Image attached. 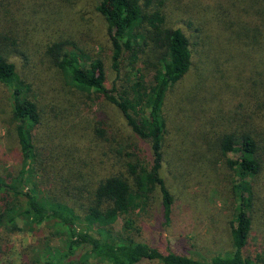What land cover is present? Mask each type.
<instances>
[{"label": "trees", "instance_id": "16d2710c", "mask_svg": "<svg viewBox=\"0 0 264 264\" xmlns=\"http://www.w3.org/2000/svg\"><path fill=\"white\" fill-rule=\"evenodd\" d=\"M38 1L42 6L47 3ZM172 1L183 0L94 1L111 46L115 81L110 93L104 87L102 59L79 48L70 50L64 42L47 48L50 63L58 65L80 92L110 105L138 142L116 154L112 147L118 136L105 129L103 122L88 121L89 132L75 146L68 135L71 131L84 133L82 127L62 129L57 143L65 150L49 149L52 153L43 156L35 137L41 124L39 106L8 53V33L26 25L21 13L29 7L25 2L22 7L21 0H0V84L8 92L21 160L18 170L0 174L1 256L7 250L3 244L11 242L19 231L18 223L24 222L45 225L53 238L64 240V247L47 245L42 260L37 255L32 259L23 255V264L27 257L30 264H264V242L254 260H247L244 253L256 220L264 223V71H250L249 84L242 82L237 72L242 69L240 56L252 60V54H244V47L261 52L257 61L264 65V0H189L202 17L200 27L190 35L181 28L165 26V11ZM199 35L204 36L200 44L194 40ZM198 57L202 65L203 59L214 67L226 86L222 97L237 100L243 110L244 104L253 101L249 118L227 111L223 119L229 127L205 139L206 148L191 154L195 162L205 165L225 164L233 177L231 249L211 258L172 250L162 253L137 240L139 216L155 196L165 222L171 219L174 199L161 176L169 155L166 140L172 130L165 104ZM97 148L103 166L115 154L118 170L105 173L103 167L90 164V151ZM177 153L181 155V151ZM231 153H238V158L231 160ZM118 219L122 221L120 231L114 228Z\"/></svg>", "mask_w": 264, "mask_h": 264}, {"label": "rangeland", "instance_id": "374dc122", "mask_svg": "<svg viewBox=\"0 0 264 264\" xmlns=\"http://www.w3.org/2000/svg\"><path fill=\"white\" fill-rule=\"evenodd\" d=\"M94 1L47 0L42 6L38 0H21L22 7L24 2L29 7L25 14L21 13L25 16L26 25H21L18 30L13 28V34L8 33L9 59L15 64L20 78L29 85V95L34 97L41 112V124L35 131V137L42 147L40 152L43 156L52 153L49 149L65 150L57 143L62 129L82 127L84 133L71 131L68 135L70 144L75 146L82 135L86 136L85 133L89 132L86 130L88 121H101L105 129L118 136L112 147L116 154L122 149L127 151L130 145L138 142L124 119L110 105L80 92L78 86L63 76L59 66L50 63L46 56V50L52 43L64 42L69 44L70 50L79 48L99 57L104 63L105 90L111 92L115 81L111 68V46L105 24L94 10ZM192 4L189 0L176 4L172 1L165 11V26L181 28L188 35L191 30L199 28L202 17L200 12L193 10ZM200 39H204V36L199 35L194 40L200 44ZM245 48L244 54H252V60L240 56L242 69L237 72L240 80L249 84V72L262 74L264 65L257 61L261 52L254 51L252 46L248 51ZM198 54L200 58L205 57L202 53ZM199 57L194 59L192 71L172 91L165 104V114L172 130L166 140L169 155L161 176L174 199L171 219L165 222L160 201L155 196V201L139 216L141 233L137 240L162 253L172 250L191 257L211 258L231 249V223L235 206L233 177L225 164L205 165L195 162L191 154L198 153L200 147L202 150L206 148L205 139H212L229 127L223 119L227 111L240 115L238 118H249L253 114V101L244 104L243 110V104L237 100L227 101L228 98L222 97L226 86L219 81L214 67L202 59L205 67L199 62ZM211 118L214 119L212 122ZM14 126L8 92L0 84V174L14 172L21 165ZM100 150L90 151V164L103 167L105 173L118 170L115 154H112L111 160L106 159L103 166ZM177 151H181V155ZM229 158L236 160L238 153L229 154ZM257 216L259 219L258 213ZM256 222L252 239L244 252L249 261L261 252L264 242V223ZM121 227L122 221L118 219L114 228L120 231ZM18 228L11 242L3 244L7 250L0 255L2 264H23V255L29 259L37 255L36 258L42 260L47 245L64 247V240L53 238L45 225L31 226L19 222ZM28 257L24 260L25 264Z\"/></svg>", "mask_w": 264, "mask_h": 264}]
</instances>
